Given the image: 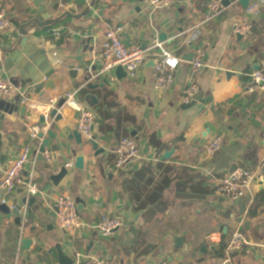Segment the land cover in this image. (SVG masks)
Wrapping results in <instances>:
<instances>
[{
  "label": "crops",
  "instance_id": "crops-1",
  "mask_svg": "<svg viewBox=\"0 0 264 264\" xmlns=\"http://www.w3.org/2000/svg\"><path fill=\"white\" fill-rule=\"evenodd\" d=\"M60 1H65L60 12L69 7L79 16L87 8L89 12L53 26L52 34L28 37L22 49L19 11L28 0H0V9L11 21L9 29L0 33V78H17V87L29 92L32 103L24 106L12 102L16 97L0 99V179L30 142V130L37 127L34 114L44 115L56 134L45 151L50 162L38 159L41 141L32 142L23 176L34 173L39 194L33 204L22 206L20 217L14 210L26 193L19 187L2 202L0 190V205L9 208L8 213L0 211V264H59L58 246L74 262L93 256L103 264H264V171L240 200L215 191L233 164L255 170L264 158V93L258 88L251 91L250 77L264 69V6L255 7L260 0H250L247 9L238 0L230 2L210 21L205 18L209 0H175L170 7L158 8L147 0ZM241 19L252 26L248 39L233 32ZM114 27L122 28L127 47L147 50L157 41L181 59L168 92L155 89L154 58L145 60L135 78L118 79L115 69L107 78L109 85L94 90L85 88L82 71L75 80L69 76V66L100 68L92 44ZM192 30L200 35L190 45L183 34ZM162 33L168 36L165 42L158 40ZM197 47L203 49L204 68L196 78L199 92L194 103L186 107L192 102L183 104L182 95L190 80L189 57ZM21 50L32 52L39 66L29 60L22 70L27 57ZM38 50H44L48 62L35 53ZM46 75L53 89L33 90ZM74 82L80 85L75 87ZM77 88H81L79 104L96 115L94 137L104 150L97 156L85 138L81 136V144L73 138L78 132L77 110L65 105L58 109L59 120L44 111L51 99L60 100ZM87 94L97 99L92 107L85 101ZM217 135L223 145L208 156L205 146ZM124 137L135 139L139 158L117 170L115 149ZM53 146L58 147L56 152ZM78 156L84 158L82 170L75 168ZM70 162L72 168L66 166ZM63 166L68 174L54 186L50 176H57ZM147 194L158 196V201H149ZM60 195L81 206V228L73 236L56 223L55 200ZM103 214L120 216L125 226L103 237L96 229ZM235 231L254 245L235 252L226 263L217 251ZM20 235L31 240L24 254L19 250ZM178 237L184 238L180 247L175 246Z\"/></svg>",
  "mask_w": 264,
  "mask_h": 264
},
{
  "label": "built area",
  "instance_id": "built-area-1",
  "mask_svg": "<svg viewBox=\"0 0 264 264\" xmlns=\"http://www.w3.org/2000/svg\"><path fill=\"white\" fill-rule=\"evenodd\" d=\"M224 1L235 2L237 0H209L206 21L212 20L224 8ZM147 3L154 7H170L175 0H147ZM264 6V0H260L256 8ZM254 7V8H255ZM11 25L10 17L5 10L0 9V33L5 32ZM121 27L110 28L103 39L94 40L92 44V54L95 58L101 60V66L93 76V80H102L108 78L111 72L117 67H122L126 75L133 79L137 76L141 65L147 58H154V85L160 92H168L175 81V72L181 64V59L175 56L168 49L163 48L162 43L155 41L147 50H141L138 47H127L121 38ZM233 32L235 35L248 39L252 35V26L246 20H237L234 23ZM187 44H193L200 35L199 30H192L183 34ZM204 68V52L200 47L195 51L190 62V80L183 90L182 103L189 104L199 92V86L196 78ZM254 88L260 89L264 93V69L253 71L250 75ZM33 90H36L33 88ZM81 88L66 92L62 98L66 99L65 105L79 112L77 131L87 141L94 140L95 113L82 107L77 96ZM17 98L24 106L32 105L29 92L26 89L15 86L10 80L0 78V99ZM59 101L51 99L45 113L54 108ZM40 128L33 127L29 133V143L26 144L13 163L5 170L0 179V190L3 192L2 202H5L4 196L8 197L14 191L21 187L28 197H34L39 194V188L35 182L34 173L23 176L26 164L30 162V154L33 149L32 142L37 141V134ZM223 138L219 135L213 137L205 146V152L208 156H214L222 147ZM47 162L51 161V155L44 154ZM114 167L117 170L127 168L132 162L139 158V147L132 137L122 138L115 149ZM68 168L73 167V163L66 164ZM264 171V158L259 162L255 170L237 169L234 172L223 176L216 186V194L229 200H240L249 194L259 174ZM56 223L57 226L68 236H73L81 228L80 215L77 202L74 198L66 195H60L55 200ZM125 226L124 220L120 216L103 214L100 216L96 229L103 237H110L113 233ZM215 238H212V240ZM254 245L246 235L240 231L231 234L228 242L223 249V257L226 263L231 261L232 255L247 246ZM73 264H103L98 258L93 256H84ZM169 264V263H164Z\"/></svg>",
  "mask_w": 264,
  "mask_h": 264
},
{
  "label": "water",
  "instance_id": "water-1",
  "mask_svg": "<svg viewBox=\"0 0 264 264\" xmlns=\"http://www.w3.org/2000/svg\"><path fill=\"white\" fill-rule=\"evenodd\" d=\"M239 4L247 9L249 7V3L250 0H238ZM229 1H224V5L228 6L229 5ZM62 4H65V1H60V0H28L27 4H25L21 10L19 11V14L22 17L20 26H19V34L21 37L20 40V47L23 49L24 43L28 40V37H35V35L39 32H44V33H48V34H52L53 33V26L60 24L61 22H63L65 19L70 18V19H78L83 15H86L89 12V8H87L80 16L76 14V10L75 8H67V10H65L64 12H60V6ZM93 6V5H91ZM28 29V30H26ZM168 39V36L165 33H162L159 35L158 40L160 42H165ZM23 53H25V51L21 50ZM32 52L29 53H25L26 54V60H24L21 64V69L25 70L26 69V63H28V61H32V63L34 64V66L38 67L39 63L37 61H35L33 59V54H31ZM36 54H40V56L42 55L43 60H45V62H48L47 60V56L44 52V50H38L35 52ZM192 56L189 57V60H191ZM24 63V64H23ZM69 76L72 77V79H76L77 74L82 71V83L85 85V88L87 90H94L96 88H102L104 86H108L109 85V81L106 78H103L102 80H96L98 83H92L93 80V76L96 74L97 71V67L93 66L90 70L88 69H80V68H76L75 66H69ZM115 76L118 79H122L125 78L127 75L125 73V71L122 69V67H117L115 70ZM50 77V75H46L44 76L43 79H41V81L35 85V89L39 90V89H45V90H52L54 87V84L51 80H49L48 78ZM15 86H18L20 82H18L17 78H11L10 80ZM75 83V82H74ZM80 84L79 83H75V87H78ZM199 99V98H197ZM82 100V99H80ZM85 101L92 107L97 103V99L94 95L92 94H87L85 96ZM12 102H18V99H14ZM65 102L66 99L65 98H61L58 103L57 106L55 108H52L48 115L50 118L55 119V120H59L61 118V116L58 114V109L63 108L65 106ZM194 102H192L191 104L187 105L186 107H190L191 105H193ZM23 111V110H22ZM34 118L37 119V126L41 129V131L37 134V138L41 141L39 148H38V159L39 160H43V154L46 151V148L49 146L50 143V139H55L56 138V134L53 132L52 129L48 128V124L46 121V118L44 115H38V114H34L33 115ZM45 129V130H42ZM131 136L134 137L135 136V132L131 133ZM73 138L76 140V142L78 144L82 143V137L81 134L78 132H74L73 133ZM88 144L91 145L93 151H94V155L97 156L100 153H103L104 150L99 148L97 142L94 140H89ZM53 152H56L58 150L57 146H53L52 147ZM172 153V150L169 152L165 153V158H168ZM244 168V166H241L239 163H235L232 165L229 173L234 172L237 168ZM75 168L82 170L84 168V158L82 156H78L75 160ZM68 174V170L63 166L60 170V173L55 176V175H51L50 176V180L53 182L54 186H57L59 183V179H61L63 176ZM35 198L33 197H24V199L22 200V205H18L15 207L14 210V215L16 217H20V213H21V209L22 206H24L25 204L27 205H31L35 202ZM78 209H81V206L78 205ZM0 211L4 212V213H8L9 212V208L7 205L2 204L0 205ZM225 232V230H224ZM184 238L182 237H178L175 239V246L176 247H180L183 243ZM31 245V240L29 239H25L22 238L21 235L19 236V250L24 254L25 251L29 250V247ZM57 251H58V262L59 264H73L74 260L70 257H68L67 255H65L63 253V249L61 248V246L57 247ZM27 256V255H26ZM25 256V258H27ZM38 264V263H37Z\"/></svg>",
  "mask_w": 264,
  "mask_h": 264
},
{
  "label": "trees",
  "instance_id": "trees-1",
  "mask_svg": "<svg viewBox=\"0 0 264 264\" xmlns=\"http://www.w3.org/2000/svg\"><path fill=\"white\" fill-rule=\"evenodd\" d=\"M147 197H148V200L151 201V202H153L154 200L158 201V198H159L158 196L153 195V194H150V195L147 194ZM139 207H140V205H139ZM143 207H144V205H143ZM223 249H224V247H223V244H222L220 249L217 251V257L223 258Z\"/></svg>",
  "mask_w": 264,
  "mask_h": 264
}]
</instances>
